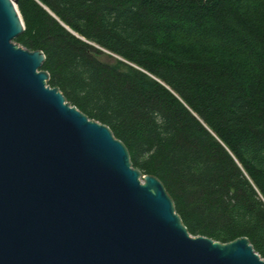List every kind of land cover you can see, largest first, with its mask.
Instances as JSON below:
<instances>
[{
    "label": "trees",
    "instance_id": "16d2710c",
    "mask_svg": "<svg viewBox=\"0 0 264 264\" xmlns=\"http://www.w3.org/2000/svg\"><path fill=\"white\" fill-rule=\"evenodd\" d=\"M17 5L16 41L164 183L191 234L247 236L264 258V0Z\"/></svg>",
    "mask_w": 264,
    "mask_h": 264
},
{
    "label": "water",
    "instance_id": "95a60500",
    "mask_svg": "<svg viewBox=\"0 0 264 264\" xmlns=\"http://www.w3.org/2000/svg\"><path fill=\"white\" fill-rule=\"evenodd\" d=\"M0 0V264H264L247 236L193 235L111 127L49 84Z\"/></svg>",
    "mask_w": 264,
    "mask_h": 264
},
{
    "label": "rangeland",
    "instance_id": "374dc122",
    "mask_svg": "<svg viewBox=\"0 0 264 264\" xmlns=\"http://www.w3.org/2000/svg\"><path fill=\"white\" fill-rule=\"evenodd\" d=\"M103 59H104V60H109L108 58H106V57H104V56H103Z\"/></svg>",
    "mask_w": 264,
    "mask_h": 264
}]
</instances>
